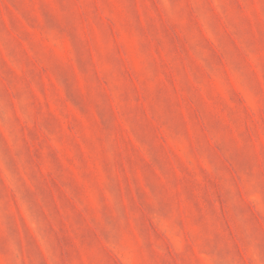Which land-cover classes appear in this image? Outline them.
Here are the masks:
<instances>
[{
    "label": "rangeland",
    "instance_id": "obj_1",
    "mask_svg": "<svg viewBox=\"0 0 264 264\" xmlns=\"http://www.w3.org/2000/svg\"><path fill=\"white\" fill-rule=\"evenodd\" d=\"M0 264H264V0H0Z\"/></svg>",
    "mask_w": 264,
    "mask_h": 264
}]
</instances>
